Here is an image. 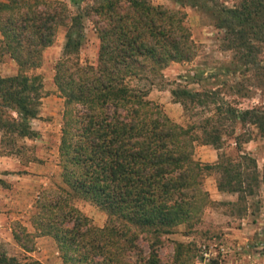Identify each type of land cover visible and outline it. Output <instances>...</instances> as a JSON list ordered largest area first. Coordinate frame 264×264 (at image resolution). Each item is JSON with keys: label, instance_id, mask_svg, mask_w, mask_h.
<instances>
[{"label": "trees", "instance_id": "1", "mask_svg": "<svg viewBox=\"0 0 264 264\" xmlns=\"http://www.w3.org/2000/svg\"><path fill=\"white\" fill-rule=\"evenodd\" d=\"M172 1L209 15L223 34L220 47L233 54L234 73L242 78L224 83L225 89L241 97L252 96L255 87L264 90V0ZM72 2L75 9L62 1L0 3V65L9 57L19 67L8 77L0 70V156H21L26 141L38 138L32 122L40 117L44 84L30 72L42 67L44 51L66 28L55 83L65 100L60 157L68 196L41 204L38 233L56 241L64 264H193L196 244L178 243L173 262L164 263L162 239L180 226L195 231L213 206L247 217L249 199L263 180L257 159L244 151L253 138L237 134V126H253L264 137V110L235 108L221 102L220 90L199 92L175 83L173 102L185 112L192 106L213 112L187 126L175 122L150 94L169 86L164 71L171 64L197 57L187 14L154 0ZM87 21L100 42L97 65L81 61ZM228 138L235 139L236 154L225 152ZM198 146L215 148L218 161L197 160ZM211 175L218 178L219 193L237 200H212L205 188ZM75 198L106 212V226L93 225L71 204ZM21 235L15 236L19 243ZM143 235L151 238L149 253L139 246ZM0 264L42 263L0 250Z\"/></svg>", "mask_w": 264, "mask_h": 264}, {"label": "rangeland", "instance_id": "2", "mask_svg": "<svg viewBox=\"0 0 264 264\" xmlns=\"http://www.w3.org/2000/svg\"><path fill=\"white\" fill-rule=\"evenodd\" d=\"M49 1L66 2L75 9L72 0ZM216 1L228 3V0ZM154 3L187 14L197 57L191 63L171 64L164 71L169 86L155 88L150 94L152 101L162 104L171 119L184 126L199 122L213 112L199 106H192L190 112H185L183 106L173 102L171 89L176 87L175 83L199 92L220 90L221 102L226 101L235 108L258 107L264 110V90L255 87L252 96L241 97L223 87L224 83L233 85L242 78L234 73L236 65L233 54L222 51L220 45L223 34L213 26L209 15L192 6L181 8L172 0H154ZM66 32L64 27L59 31L56 43L44 51L42 67L30 72V75L42 76L44 84L40 117L32 122L33 129L39 133L38 138L26 141L28 147L21 156H0V179L3 180L0 183V250L22 262L34 260L42 264H64L58 244L52 237L38 233L35 220L41 214L40 206L46 199L56 200L68 196L60 157L65 100L55 83L56 65L63 56ZM99 47L94 23L87 21L81 61L97 65ZM0 70L5 77L19 73L17 63L9 57L0 65ZM237 134L252 136L253 139L244 144V151L257 159L263 180L259 193L249 199L247 217L234 218L230 216L229 208L224 206L208 208L203 223L195 231L190 232L186 226H180L175 233L162 239L159 255L164 263L173 262L178 243H192L198 248L193 264H205L201 255L204 245L214 248V257L206 264H264V137L253 126L238 125ZM235 148V139L228 138L225 152L236 154ZM218 156L219 152L211 146L196 148V158L204 164H212L215 159L218 161ZM217 179L216 175H211L205 180V188L211 199L216 202L236 201L237 195L225 194L220 197ZM71 204L88 216L93 225L104 227L108 223L107 213L90 202L75 198L71 199ZM16 234H22L21 243L16 240ZM150 242L148 235L140 238L139 246L145 253L150 252ZM221 246L225 247L224 253H219Z\"/></svg>", "mask_w": 264, "mask_h": 264}, {"label": "built area", "instance_id": "3", "mask_svg": "<svg viewBox=\"0 0 264 264\" xmlns=\"http://www.w3.org/2000/svg\"><path fill=\"white\" fill-rule=\"evenodd\" d=\"M213 250H214V248L211 247L210 245L202 246L201 255H202V258H203L205 264L210 263V261L213 259V257H214ZM225 251H226L225 247L221 246L219 249V253H224Z\"/></svg>", "mask_w": 264, "mask_h": 264}, {"label": "crops", "instance_id": "4", "mask_svg": "<svg viewBox=\"0 0 264 264\" xmlns=\"http://www.w3.org/2000/svg\"><path fill=\"white\" fill-rule=\"evenodd\" d=\"M217 161V159H215V160H213V162L212 163H215ZM220 197H222L223 195H225V194H222V193H220Z\"/></svg>", "mask_w": 264, "mask_h": 264}]
</instances>
